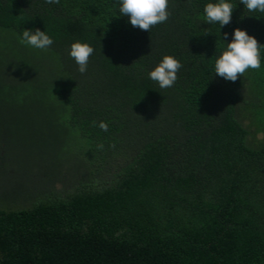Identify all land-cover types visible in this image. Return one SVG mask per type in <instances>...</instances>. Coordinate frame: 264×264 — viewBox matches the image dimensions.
<instances>
[{
	"label": "trees",
	"instance_id": "trees-1",
	"mask_svg": "<svg viewBox=\"0 0 264 264\" xmlns=\"http://www.w3.org/2000/svg\"><path fill=\"white\" fill-rule=\"evenodd\" d=\"M226 2L223 28L204 14L219 0H169L148 32L119 0H0V130L44 161L0 198V264H264V49L215 74L236 28L264 45V13ZM36 28L46 51L20 43ZM76 42L95 49L84 74ZM164 56L183 65L168 89L148 75Z\"/></svg>",
	"mask_w": 264,
	"mask_h": 264
},
{
	"label": "clouds",
	"instance_id": "clouds-1",
	"mask_svg": "<svg viewBox=\"0 0 264 264\" xmlns=\"http://www.w3.org/2000/svg\"><path fill=\"white\" fill-rule=\"evenodd\" d=\"M47 4H60V0H45ZM119 13L129 17L132 27L150 32L154 26L168 21L171 16L169 11V0H119ZM249 12L259 11L264 13V0H240ZM235 6L226 0H219V3H208L204 7L206 23H219L223 28L231 23ZM229 34H223V40L228 39ZM21 44L39 50H48L54 40L39 28L24 30ZM261 49L254 36L246 31L236 28L232 34V42L226 43V50L215 60V74L225 81L236 82L245 76L249 69L259 70L261 68ZM95 49L87 43L76 42L71 45L70 57L75 60L81 74L87 72L90 57ZM183 67L182 63L173 56H164L162 61L149 72V78L158 83L161 89H168L175 85L178 80V73ZM95 126V122H93ZM99 127L108 131V125L100 122ZM115 148V144L111 145ZM100 150L104 145H98Z\"/></svg>",
	"mask_w": 264,
	"mask_h": 264
},
{
	"label": "rangeland",
	"instance_id": "rangeland-1",
	"mask_svg": "<svg viewBox=\"0 0 264 264\" xmlns=\"http://www.w3.org/2000/svg\"><path fill=\"white\" fill-rule=\"evenodd\" d=\"M2 36L4 35L0 33V37ZM36 111H38V109L23 108L22 110L18 109L16 112H20V114L23 112L27 114V116L30 115L34 117L36 116ZM259 117L264 124V115H260ZM13 130H16L18 135L21 134L20 128H13ZM8 136L9 129L0 130V141L2 142L6 139V141H4L6 143L8 140V148L13 152L12 159L6 160L5 163L0 161V198L3 199H7L9 195L11 196L13 192L21 187L20 184L24 183L23 176L30 174L31 170L36 171L35 169H37V171H39L38 169L40 167L43 168L44 165V161L38 160L32 156V152L35 154L39 152L37 148L34 147L32 150V147L28 148L25 144H22V141H20V143L11 142V137L7 138ZM28 154H30L31 157H29ZM61 162L64 164V167L71 164L67 162V159H63ZM47 163L49 165L53 162L47 161ZM73 188L74 187L71 189L69 188L68 190H72Z\"/></svg>",
	"mask_w": 264,
	"mask_h": 264
}]
</instances>
